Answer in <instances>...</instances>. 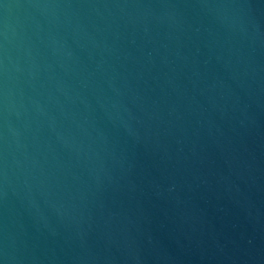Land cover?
Listing matches in <instances>:
<instances>
[{
    "label": "water",
    "instance_id": "obj_1",
    "mask_svg": "<svg viewBox=\"0 0 264 264\" xmlns=\"http://www.w3.org/2000/svg\"><path fill=\"white\" fill-rule=\"evenodd\" d=\"M0 264H264V0H0Z\"/></svg>",
    "mask_w": 264,
    "mask_h": 264
}]
</instances>
